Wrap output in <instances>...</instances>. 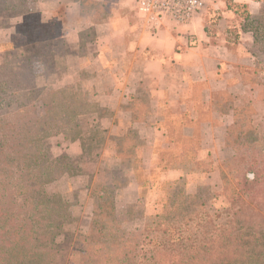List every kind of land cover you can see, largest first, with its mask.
I'll list each match as a JSON object with an SVG mask.
<instances>
[{
  "label": "trees",
  "instance_id": "trees-1",
  "mask_svg": "<svg viewBox=\"0 0 264 264\" xmlns=\"http://www.w3.org/2000/svg\"><path fill=\"white\" fill-rule=\"evenodd\" d=\"M35 1L0 0V11L20 16ZM222 1L232 11L234 36H238L239 28L252 34L249 52L254 66L238 68L247 86L251 82L243 74L256 75L258 65L264 67V0H254L261 4L257 14H250L247 4ZM81 3L86 13H99L98 4L91 0ZM45 28L48 26H37L23 33L29 38L27 43L11 49L0 64V264L55 263V237L72 218L71 204L46 186L64 174L81 173L69 155H52L49 139L57 134L65 139H82L79 117L88 112L91 102L86 93L70 86H37L34 64L41 62L46 70L52 58L63 51L62 45L51 46L50 36L43 33ZM225 93L216 92L212 98ZM132 101L129 109L133 121H143L138 114L142 105L137 104L136 97ZM202 113L195 110L189 122L204 120ZM97 114L99 120L103 118ZM254 114L249 99L233 109L232 122L226 129V141L232 145L233 154L222 170L221 192L226 204L216 214L204 209L197 194L184 189V176L198 172L197 167H188L187 163L205 164L196 157L200 145L197 135L186 136L181 130L176 133L166 122V146L156 166L162 170L182 168L185 172L177 180L166 182L164 201L153 216L146 218L138 233L125 229L115 201L118 189L128 182L122 169L132 172L138 187L143 188L137 178V172L145 173L146 168L137 149L140 137L131 127L123 133L109 134L114 156L123 163L115 170L121 173V182L94 181L89 186L90 224L86 233L76 236L72 243L78 264H264V132L255 124ZM129 143L135 144L128 147ZM171 143L178 144V153L170 152ZM82 148L84 157L87 152L83 144ZM221 216L223 221L219 220Z\"/></svg>",
  "mask_w": 264,
  "mask_h": 264
},
{
  "label": "crops",
  "instance_id": "crops-1",
  "mask_svg": "<svg viewBox=\"0 0 264 264\" xmlns=\"http://www.w3.org/2000/svg\"><path fill=\"white\" fill-rule=\"evenodd\" d=\"M81 1L37 0L30 4L29 11L37 15V25L58 26L52 40L59 38L66 49L54 58L56 69L59 64L64 69L56 80L61 85L82 80L100 104L115 112L114 119L99 120L108 134L130 127L137 131L146 141L142 148L146 169L154 162L159 137L164 136V118L159 112L161 99L171 106L186 103L184 99L195 84L201 83L206 92L204 103L209 105L212 91L229 88L235 65L254 66L249 52L252 34L239 28L238 36L229 37L232 11L226 9L222 0H205L202 12L182 25L171 21L146 22L137 14L136 0H91L98 4V14L86 13ZM234 2L247 4L250 14L261 9V4L254 0ZM207 4L219 11L224 26L221 32L211 33L204 28ZM5 13L0 15V59L3 45H22L21 30L27 14ZM81 74L85 76L82 78ZM147 89L155 95V114L152 108L143 121L134 122L129 109L132 98ZM224 116L226 121L210 126L213 132H221L230 122L231 115ZM175 173L170 177H175ZM128 186L131 188L133 182Z\"/></svg>",
  "mask_w": 264,
  "mask_h": 264
},
{
  "label": "rangeland",
  "instance_id": "rangeland-1",
  "mask_svg": "<svg viewBox=\"0 0 264 264\" xmlns=\"http://www.w3.org/2000/svg\"><path fill=\"white\" fill-rule=\"evenodd\" d=\"M207 5L206 9H208V12L205 16V22L208 26V31L214 33L221 32L224 26L222 20H220L221 15L219 11H214L212 5ZM26 13V23L22 26L21 30L22 45L16 46L12 42L3 45L1 48L0 64L4 61L5 57H9V51L11 49L27 43V39L29 38L26 39L24 35L26 31L39 26L37 25L38 20L35 12L27 11ZM2 14L4 12L0 11V15ZM5 14H10V12ZM46 26L48 28H45L43 33L45 36H50L49 43L52 47L62 45L63 51L58 52V56H61L66 49L64 43L59 38L52 40V37L58 33V26ZM229 32V37H234V29L231 28ZM191 41L193 42L194 38ZM235 53L238 54L237 51ZM54 58L55 56L52 58L51 65L46 70L41 62L34 64L37 86L48 87L50 89L70 86V88L79 93H86L88 101L91 102L88 112L79 117V137L82 139H65L62 134H57L49 139L50 151L53 156L57 157L62 154H67L75 160V164L81 170V173L78 175L64 174L46 186L49 192L62 194L71 204L70 211L72 214V218L64 225L62 232L55 237L57 249L54 254L55 263L53 264H78L79 256L73 250L72 243L76 239V236L86 233L90 224L92 200L89 195V186L94 181L101 183L121 182V173H116L115 170L121 169L123 163L120 158L114 156V142L110 139L108 132H106L107 129L105 126L97 118V113H99L103 116V119H114L115 112L107 106L100 104L93 90L90 88L86 89L82 85V80L61 85L62 83L56 80V75L58 73L60 75L64 73L63 65L59 64V68L56 69ZM239 66L235 65L236 68L230 79L229 88L212 91L209 105L204 103L206 92L203 90V85L199 83L195 84L193 92L191 91V94L184 99L187 103L181 100L183 101L182 103L171 106L168 102H165L164 98L161 99L162 106L159 112L164 118L161 122L162 127L165 128L166 122L168 121L169 124L171 123L173 125L176 133L178 130H181L186 136L197 135L196 139L200 145L196 152V157L197 159L203 160L205 164L202 165L200 163V166H197L191 162L187 163L188 167H197L198 172L184 176L183 181L186 182L184 189L186 193L197 194L200 197L197 201L204 202V209L212 214L219 213L226 204L221 192L222 170L223 163L233 154L232 145L226 141V129L232 122L233 109L240 106L243 100L249 99L255 110V124L264 132V85H262V82H264V67L262 68L261 66L263 65L259 64L256 75H252L251 73L250 75L247 73L243 74L245 80L251 82L246 86L240 79ZM223 68L221 71H223ZM81 76L83 78L85 74H81ZM219 91H225L226 93L225 95H215L213 99L212 94ZM154 99V93L148 89L146 91L142 90L140 94H137V104L142 105L139 110L140 112H138V114L140 113L139 117H142V119L146 118V115H148L152 108L154 110L153 115L155 114L156 107L154 106ZM194 109L203 112L202 118L204 120L189 122V116H194L195 114ZM226 114L231 115L230 122L225 125L221 132L218 130L213 132L210 126L216 127L226 121V117L224 116ZM127 129L117 131L116 133H123ZM135 132L137 134V131ZM137 135L140 137V142L137 146L138 154L143 161L142 148L146 145V141L139 134ZM129 138L132 139L133 137ZM157 142L156 151L153 153L155 159L150 167L152 169L151 173L150 169L147 171L146 168L144 169L145 173L137 172V178L144 184L143 188L136 187L134 182L136 179L132 172L122 169L123 174L127 176L128 182L118 189L115 206L119 218L124 220L125 229L130 233L140 232L143 229L146 218L153 216L160 208V204L165 198L166 182L177 180L185 172L182 168L162 170L160 166H156L158 156L161 154L162 148L166 146L164 136L159 137V141ZM135 143H129L130 145L128 147L133 146ZM82 144L85 152H87L84 157L82 155ZM169 149L170 152L174 153H178L180 150L176 143H171ZM166 157L167 154H164V160H166ZM202 168L205 171H201ZM98 169L99 172H97ZM107 169L112 171L107 173ZM174 172H177L175 173L177 175L170 177V174ZM130 182H133L131 188L128 186ZM142 190L143 194L140 197ZM219 220L223 221L224 217L221 216Z\"/></svg>",
  "mask_w": 264,
  "mask_h": 264
},
{
  "label": "built area",
  "instance_id": "built-area-1",
  "mask_svg": "<svg viewBox=\"0 0 264 264\" xmlns=\"http://www.w3.org/2000/svg\"><path fill=\"white\" fill-rule=\"evenodd\" d=\"M204 6V0H136L137 14L150 24H187Z\"/></svg>",
  "mask_w": 264,
  "mask_h": 264
}]
</instances>
